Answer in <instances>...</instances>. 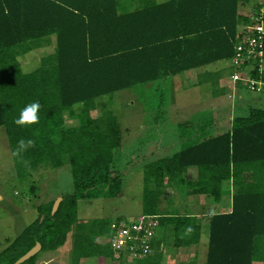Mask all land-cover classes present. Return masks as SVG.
Returning <instances> with one entry per match:
<instances>
[{"label":"trees","instance_id":"16d2710c","mask_svg":"<svg viewBox=\"0 0 264 264\" xmlns=\"http://www.w3.org/2000/svg\"><path fill=\"white\" fill-rule=\"evenodd\" d=\"M247 2L0 0V126L6 129L18 178L29 179L44 164L59 168L69 163L74 184L54 214L55 200L38 207L39 215L0 252V264H15L37 242L41 252L58 250L73 229L72 264L93 257L114 264L124 261L108 241L111 222L121 217H78L80 199L116 198L123 190V176L113 169L122 142L120 123L102 99L231 59L240 26L249 22L240 13ZM53 35L54 52L24 71L20 57L41 48ZM228 73H233L232 67ZM206 74L214 75L217 85L223 76L221 71L204 72L201 80ZM239 86L245 87L241 82ZM37 101L38 122L17 125L21 110ZM100 106L105 113L93 117L92 111ZM67 112L77 125H65ZM190 127L192 131L201 127L200 134L210 135L205 125ZM192 131L181 134L178 152L145 166L142 214L157 215L159 222L151 241L153 252L135 261L164 264L163 249L168 245L201 241L203 219L187 208L180 213L169 210V204L160 207V196L169 187L185 189V196L208 194L218 200L223 182L233 179L232 211L206 216L210 232L205 264L264 262V108L234 116L232 128L214 137L193 140ZM21 140L33 144L22 149ZM191 167L198 170L195 181L186 176ZM38 255L21 264H36Z\"/></svg>","mask_w":264,"mask_h":264},{"label":"rangeland","instance_id":"374dc122","mask_svg":"<svg viewBox=\"0 0 264 264\" xmlns=\"http://www.w3.org/2000/svg\"><path fill=\"white\" fill-rule=\"evenodd\" d=\"M261 4H264V0H249L241 5L240 13L249 18ZM242 27L240 26L241 29ZM55 47L56 40L53 35L44 39L41 48L22 55L20 61L24 71L37 67L40 59L53 53ZM231 66L230 59L222 60L204 68L191 69L103 97L102 102L107 103L114 110L120 123L122 142L117 148L113 169L114 172L118 170L123 176V190L116 198L80 199L78 217L114 219L122 216L130 221L135 220L141 212H144L145 166L178 152L183 146L184 138H181V134L184 130L185 133L192 131L191 123L202 127L205 125L211 135L230 126V117L247 115L251 108H264V92L257 94L246 88H240V93L235 98L230 97L229 94L216 99L213 97V91L218 85L214 75L210 77L206 74L202 76V80L199 77L204 72L221 71L224 80H232L228 76ZM78 106L79 104L76 105L77 109ZM101 107L92 111L93 117L103 116L105 112ZM65 118L66 126L78 124V120L68 112L65 113ZM187 122L188 125H182ZM190 134L193 140L207 137L195 131ZM184 190H177L176 193L174 188H168L160 196V207L169 204V210L174 209L184 213L189 199L185 196ZM73 191V175L69 163L59 168H51L44 164L29 179L19 180L6 129L0 126V252L39 215V206ZM168 197L171 198L170 202ZM74 234L73 229L67 243L58 250L39 251L36 264H72ZM202 235L198 245H208V234ZM163 250L164 264H181L179 249L168 245ZM197 252L199 253L197 258L195 257L190 264H203L202 255L205 253V248L198 246L195 250V253ZM184 262V264L188 263L187 260ZM80 264H114V262L111 259L100 261L93 257L83 259ZM121 264H137V262L124 258Z\"/></svg>","mask_w":264,"mask_h":264},{"label":"built area","instance_id":"2783aa9c","mask_svg":"<svg viewBox=\"0 0 264 264\" xmlns=\"http://www.w3.org/2000/svg\"><path fill=\"white\" fill-rule=\"evenodd\" d=\"M230 60L233 73L229 77L235 89L241 87V82L253 93L264 92V6L253 12L249 22L243 25ZM158 222L157 215L149 214H141L133 221L122 217L114 219L108 238L111 248L117 256L133 261L146 258L153 252L151 241Z\"/></svg>","mask_w":264,"mask_h":264},{"label":"crops","instance_id":"0c3cea01","mask_svg":"<svg viewBox=\"0 0 264 264\" xmlns=\"http://www.w3.org/2000/svg\"><path fill=\"white\" fill-rule=\"evenodd\" d=\"M159 1H162V0H159ZM214 72H218V71H214ZM228 76H230V74ZM224 79H225V77L222 76L220 78V80H218V88H216V90L213 91V97L217 99L219 97H224L225 95L228 96L230 94L229 95L230 97L235 98L240 93V90H241L240 88H244V87H238L237 89H235L234 84L231 80H224ZM192 81L198 82V80L197 81L192 80ZM217 92H218V95L216 94ZM253 99L256 100V98L254 96H253ZM257 100H258V98H257ZM230 118H231L230 126H227L225 129H223V131H218L217 133H214V134L212 133L211 135H208L206 138H209L211 136L214 137V136H217L219 134H222V133L230 130L232 128L233 116ZM193 130L195 131V133L200 132V129H198V128L193 129ZM194 131H192V132L194 133ZM210 133L211 132L209 131V134ZM186 176H187V179L189 181L197 180V178H198L197 168H195V167L189 168L186 172ZM248 178H249V180L251 179L250 176H248ZM222 185H223L222 186L223 193H222L221 198L218 200H216L215 198H213L212 196H210L208 194H190L188 196L189 199H188V202H187L185 208H187L192 215H197L199 218H201V219H203V221H205V223L203 225V229H202V234L205 233V234H208V236H209L210 228H209L208 221L206 220L207 219L206 216L209 213H229L233 209V194L235 191L233 179L224 181ZM169 188H171V187H169ZM175 191L177 193V190H175ZM170 200H171V198L168 197L169 202H170ZM141 214H142V212L139 215H141ZM119 217H122V216H119ZM198 244H194L191 246L174 247L175 249L180 250L179 252L181 253V256H180L181 257L180 258L181 264L185 263L184 260H187L188 261L187 264H190V262L195 260V257L197 258L199 253L198 252L195 253V250L198 248V246H203V248H205V253L202 255L203 256L202 257L203 264H205L208 245H205V244L198 245ZM204 255H205V257H204ZM163 262H164V260H163ZM256 264H264V262H260V263H256Z\"/></svg>","mask_w":264,"mask_h":264},{"label":"clouds","instance_id":"9594fccd","mask_svg":"<svg viewBox=\"0 0 264 264\" xmlns=\"http://www.w3.org/2000/svg\"><path fill=\"white\" fill-rule=\"evenodd\" d=\"M41 108V105L39 102H32L28 105H26L20 112V116L18 119L15 120V123L17 125H31L38 122L40 119L38 113ZM33 144V141L28 140L27 142L21 140L20 141V147L22 149H26L28 147H31Z\"/></svg>","mask_w":264,"mask_h":264},{"label":"water","instance_id":"95a60500","mask_svg":"<svg viewBox=\"0 0 264 264\" xmlns=\"http://www.w3.org/2000/svg\"><path fill=\"white\" fill-rule=\"evenodd\" d=\"M62 199H63V198H62V196H61V197H59V198H57V199L55 200L54 205H53V211H52L53 214L58 210V208H59V206H60V203H61ZM41 249H42V245H41V243H40V242H37L36 245H35L33 248H31L27 253H25L23 256H21V257L15 262V264H21V263L27 261V260L30 259L32 256H34L35 254H37Z\"/></svg>","mask_w":264,"mask_h":264}]
</instances>
